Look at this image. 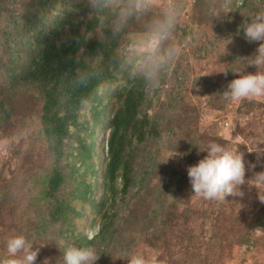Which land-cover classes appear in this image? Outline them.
Returning a JSON list of instances; mask_svg holds the SVG:
<instances>
[{
  "label": "rangeland",
  "instance_id": "obj_1",
  "mask_svg": "<svg viewBox=\"0 0 264 264\" xmlns=\"http://www.w3.org/2000/svg\"><path fill=\"white\" fill-rule=\"evenodd\" d=\"M0 1L6 10H14L24 0ZM239 2L180 0L181 11L173 37L184 45L182 54L174 65L161 72L158 88H153L149 82L145 85V96L151 101L146 115L161 117L165 128L155 138L139 145L135 153L138 163L147 158L157 165L150 167L151 176L146 182L129 191L128 194L134 196L131 200L127 198L115 214L112 243L115 246V243H123L126 248L122 251L113 247L107 249L100 264H127L123 258L133 253L146 256L159 253L162 264H264V227L257 225L258 221L251 224L254 210H262L264 215V203L257 198L256 188L246 183L240 186L242 197L205 200L193 194L187 176V166L196 164L206 155L202 150L207 144H222V141V145L226 142L225 146L243 154L246 180L264 171V98L234 101L223 96L227 84L237 78L234 71H256L247 64L258 42L249 43L242 30L233 34L234 30L221 24L223 20L230 21L228 18ZM250 5L253 8L246 15L264 10V0H251ZM154 11L160 13L161 9L157 6ZM139 15L134 16L139 22L127 24L120 52L130 62L133 72L142 73L139 61L147 26L152 20L144 17L143 21ZM101 33L96 25L89 35L101 39ZM171 42L166 41L165 46ZM94 57L83 56V59L93 63ZM0 82L6 84L1 79ZM116 86L121 88L118 81L101 83L97 91L99 103L93 104L97 122L92 161L97 168L90 197L94 202L104 195L101 170L108 129L103 121L109 118L118 102L112 95ZM12 101V114L0 122V185H5L4 202L0 203V256L6 254L7 237L16 235V231L29 235L39 222L35 195L40 186L39 173L48 165L46 143L38 136L35 115L30 112L33 97L27 91ZM91 104L84 103L79 110L80 119H85L87 125L93 123ZM64 142L69 150H77L74 137ZM193 142H199L198 149H194ZM200 154L203 157L199 158ZM250 165L255 167L250 168ZM167 172L170 176H166ZM71 204L79 212L73 217L72 234L94 235L102 222L91 203L74 200ZM200 213L206 215L198 216ZM239 225L245 226L246 234L257 239L255 248L240 245L235 237L230 243L224 241L226 236L212 245L211 234L238 232ZM27 239L39 249L35 264H44L45 260V264H51L56 258L55 247L41 250L33 237ZM57 241L63 245L62 238Z\"/></svg>",
  "mask_w": 264,
  "mask_h": 264
},
{
  "label": "trees",
  "instance_id": "obj_2",
  "mask_svg": "<svg viewBox=\"0 0 264 264\" xmlns=\"http://www.w3.org/2000/svg\"><path fill=\"white\" fill-rule=\"evenodd\" d=\"M250 2L240 0L228 18L230 21L223 20L221 24L234 30V34L243 16L253 8ZM107 3L115 9L121 0H107ZM4 6L0 1V79L6 82L5 85L0 82V122L12 114L11 99L29 91L34 99L30 112L35 115L37 134L47 149L48 165L39 173L40 186L35 195L39 222L33 226L32 233L24 236L26 239L33 237L41 250L57 249L51 264H63L62 251L67 244L94 247L99 256L95 264H100L107 249L113 247L122 251L126 248L123 243H115L116 246L112 243L115 214L127 198L131 200L134 196L128 194L129 191L146 182L151 176L150 167L157 165L147 158L138 163L137 147L165 128L161 125V117L146 115L151 104L145 96L148 81L139 71H132L130 62L120 52L127 24L139 21L133 17L121 30H116L111 26L115 24L113 11L108 8L93 10L89 0H24L14 10H6ZM159 15L151 10L139 16L152 20ZM96 25L101 29V39L89 35ZM83 56H95L94 62L84 61ZM78 76L86 86H74ZM115 81L121 84V88L116 86L112 93L118 102L109 118L103 121L108 129L101 170V186L105 193L94 202L90 197L97 168L92 161L97 122L93 104L99 103L97 91L101 83ZM84 103H92L93 123L90 125L80 119L79 110ZM68 137L75 138L77 150L67 148L64 140ZM197 143L193 142L194 149L199 148ZM86 176L91 180L87 181ZM4 186L0 185V203L4 202ZM74 200L88 201L99 214L102 223L94 235L72 234L73 217L79 215L71 204ZM251 216L254 218L251 224L258 221L257 225L264 227L262 210H254ZM211 231L215 232L213 228ZM16 235L20 232L16 231ZM220 237H225L224 241L229 243L235 237L240 245L251 249L257 244V239L246 234L245 226L240 225L238 232H223L221 236L211 234L209 239L213 240V246ZM60 238L64 241L62 246L57 241Z\"/></svg>",
  "mask_w": 264,
  "mask_h": 264
},
{
  "label": "clouds",
  "instance_id": "obj_3",
  "mask_svg": "<svg viewBox=\"0 0 264 264\" xmlns=\"http://www.w3.org/2000/svg\"><path fill=\"white\" fill-rule=\"evenodd\" d=\"M89 5L93 10L108 8L113 11L116 30H121L135 15L147 14L153 8L160 7V15L153 18L147 26L141 52L142 59L139 61V69L144 78L153 88H158L161 72L174 65L184 47L173 37L181 11L180 0H121L115 9L110 8L107 0H89ZM243 17L237 31H243L247 42H258L255 53L249 57L247 64L255 67L256 71L233 72L237 78L227 84L223 96L234 101L264 98V10ZM170 40L172 42L165 46V42ZM224 73L227 74V71ZM74 86H86V82L78 76ZM107 134L108 132L105 137V152ZM202 151L206 152V155L196 164L187 166V176L195 196L217 201H225L229 196L242 197L244 193L240 190V186L247 183L256 188L257 198L264 203V171L256 172L246 180L243 154L237 149L233 150L220 143L209 142ZM249 167L254 168L255 165ZM102 190L105 193L103 187ZM33 244L24 235L7 237L6 254L0 256V264H35L39 249L34 248ZM62 258L63 264H95L99 256L94 247H76L67 244L63 247ZM123 259H126L127 264H162L159 253L147 256L133 253Z\"/></svg>",
  "mask_w": 264,
  "mask_h": 264
}]
</instances>
